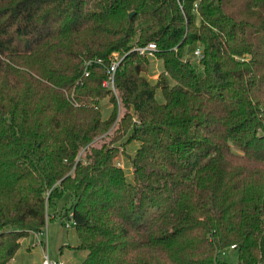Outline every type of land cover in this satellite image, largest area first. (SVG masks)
Returning a JSON list of instances; mask_svg holds the SVG:
<instances>
[{
    "label": "trees",
    "instance_id": "16d2710c",
    "mask_svg": "<svg viewBox=\"0 0 264 264\" xmlns=\"http://www.w3.org/2000/svg\"><path fill=\"white\" fill-rule=\"evenodd\" d=\"M66 191L80 264H264V0H0V264Z\"/></svg>",
    "mask_w": 264,
    "mask_h": 264
},
{
    "label": "rangeland",
    "instance_id": "374dc122",
    "mask_svg": "<svg viewBox=\"0 0 264 264\" xmlns=\"http://www.w3.org/2000/svg\"><path fill=\"white\" fill-rule=\"evenodd\" d=\"M161 71V61L158 59L150 60L149 79L154 81ZM158 97H161V95L158 94ZM99 107L104 119L108 118L113 110V104L110 102L109 97L102 99L99 102ZM122 112L123 109L118 104L117 117ZM121 142H116L119 152L115 157V162L120 166H124L128 177H131L130 169H128L129 167L126 163V151L132 154L137 147V143L134 142L124 147ZM71 201L72 196L66 191L56 201L54 208L48 206L46 210L47 222L43 233L41 234L42 231L30 232L27 236L21 238L19 247L8 264H41L43 256L46 254L52 261H62L66 264H80L84 257L83 252L74 248L78 242V237L73 223L68 218L69 214L62 217ZM222 256L225 261L230 263L237 262L238 259L237 251L232 248L226 249Z\"/></svg>",
    "mask_w": 264,
    "mask_h": 264
},
{
    "label": "built area",
    "instance_id": "2783aa9c",
    "mask_svg": "<svg viewBox=\"0 0 264 264\" xmlns=\"http://www.w3.org/2000/svg\"><path fill=\"white\" fill-rule=\"evenodd\" d=\"M133 50L138 55L146 57L149 60L157 59L156 58V53L158 51V48H157V46H156V44L154 42H149V43H147L145 45H135ZM192 57H193V59L199 60L202 57L200 50L196 49L194 51ZM119 62H120V59H117V58H115V60L112 61L110 67L107 69L108 77L103 82V86H106V87L110 88L113 92H114V74H115V71H116V68H117ZM86 75H87V73H86ZM68 218L72 222L71 214H69ZM46 219H47V214H46ZM42 233H43V231L41 232V234ZM231 248H233V246H231ZM41 264H66V263H64L62 261H52V260L49 259L48 255L46 254V255L43 256Z\"/></svg>",
    "mask_w": 264,
    "mask_h": 264
},
{
    "label": "crops",
    "instance_id": "0c3cea01",
    "mask_svg": "<svg viewBox=\"0 0 264 264\" xmlns=\"http://www.w3.org/2000/svg\"><path fill=\"white\" fill-rule=\"evenodd\" d=\"M83 257H85V253L83 252ZM84 259V258H83Z\"/></svg>",
    "mask_w": 264,
    "mask_h": 264
},
{
    "label": "water",
    "instance_id": "95a60500",
    "mask_svg": "<svg viewBox=\"0 0 264 264\" xmlns=\"http://www.w3.org/2000/svg\"><path fill=\"white\" fill-rule=\"evenodd\" d=\"M133 15V13L130 14V17Z\"/></svg>",
    "mask_w": 264,
    "mask_h": 264
}]
</instances>
